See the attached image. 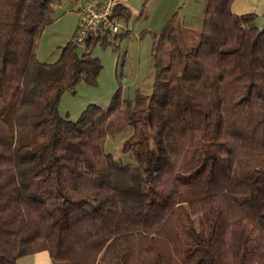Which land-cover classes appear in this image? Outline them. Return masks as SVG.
I'll return each instance as SVG.
<instances>
[{
	"label": "trees",
	"instance_id": "1",
	"mask_svg": "<svg viewBox=\"0 0 264 264\" xmlns=\"http://www.w3.org/2000/svg\"><path fill=\"white\" fill-rule=\"evenodd\" d=\"M204 1L200 28L175 12L153 33L150 93L71 120L99 38L39 61L56 0H0V264H264V24ZM128 127L122 162L105 143Z\"/></svg>",
	"mask_w": 264,
	"mask_h": 264
},
{
	"label": "rangeland",
	"instance_id": "2",
	"mask_svg": "<svg viewBox=\"0 0 264 264\" xmlns=\"http://www.w3.org/2000/svg\"><path fill=\"white\" fill-rule=\"evenodd\" d=\"M56 1L55 18L42 31L36 47V58L42 62H53L58 58L61 47L73 37L79 19L72 0ZM127 2L130 14L126 20L121 18V34L114 42L99 39L92 47V54L101 63L95 82L79 81L74 89L63 92L60 97L59 111L71 120H76L90 103L106 108L117 90L125 98H133L136 90L150 93L154 78L152 35L161 31L173 13L176 12L175 15L187 28H200L202 24V9L198 0ZM83 50L79 49V52ZM130 131L128 127L106 139V151L122 162L133 161L132 154L121 150Z\"/></svg>",
	"mask_w": 264,
	"mask_h": 264
},
{
	"label": "built area",
	"instance_id": "3",
	"mask_svg": "<svg viewBox=\"0 0 264 264\" xmlns=\"http://www.w3.org/2000/svg\"><path fill=\"white\" fill-rule=\"evenodd\" d=\"M128 0H83L77 6L79 19L73 40L79 49L91 37L105 38L114 42L121 34V19L115 15L116 10L126 6Z\"/></svg>",
	"mask_w": 264,
	"mask_h": 264
},
{
	"label": "crops",
	"instance_id": "4",
	"mask_svg": "<svg viewBox=\"0 0 264 264\" xmlns=\"http://www.w3.org/2000/svg\"><path fill=\"white\" fill-rule=\"evenodd\" d=\"M81 1L82 0H72V2L75 5L76 11H78L77 6ZM198 1L201 4L200 7L203 13L205 7V1L204 0H198ZM127 3L125 7L129 8ZM57 4L58 3L56 1L54 2L53 6L56 8L58 6ZM231 10L233 11V13L236 14H240V13L245 14V13L253 12L257 14V23H259V25L264 24V0H233L231 2ZM17 264H52V261L46 250H39L20 257L17 260Z\"/></svg>",
	"mask_w": 264,
	"mask_h": 264
},
{
	"label": "water",
	"instance_id": "5",
	"mask_svg": "<svg viewBox=\"0 0 264 264\" xmlns=\"http://www.w3.org/2000/svg\"><path fill=\"white\" fill-rule=\"evenodd\" d=\"M262 29V28H261Z\"/></svg>",
	"mask_w": 264,
	"mask_h": 264
}]
</instances>
